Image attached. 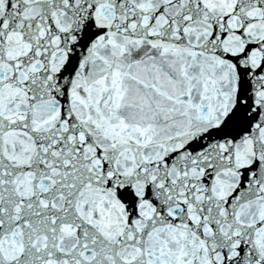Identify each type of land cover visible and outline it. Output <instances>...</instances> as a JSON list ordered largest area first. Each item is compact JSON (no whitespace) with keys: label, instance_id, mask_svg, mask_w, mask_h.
I'll list each match as a JSON object with an SVG mask.
<instances>
[{"label":"snow or ice","instance_id":"1","mask_svg":"<svg viewBox=\"0 0 264 264\" xmlns=\"http://www.w3.org/2000/svg\"><path fill=\"white\" fill-rule=\"evenodd\" d=\"M0 264H264V0H0Z\"/></svg>","mask_w":264,"mask_h":264}]
</instances>
